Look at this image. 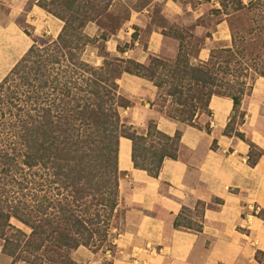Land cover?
<instances>
[{
	"label": "trees",
	"instance_id": "trees-1",
	"mask_svg": "<svg viewBox=\"0 0 264 264\" xmlns=\"http://www.w3.org/2000/svg\"><path fill=\"white\" fill-rule=\"evenodd\" d=\"M35 1L63 25L56 37L24 27L33 42L0 80V238L10 264H78L80 245L114 252L125 211L120 137L132 141L134 166L153 176L165 157L179 155L181 128L174 135L162 132L156 125L160 114L195 124L198 115L211 113L212 94L229 96L233 108L223 132L247 141L248 162L263 165L264 149L238 125L246 114L242 100L252 94L247 77L264 75V0H218L220 6L211 13L225 16L215 24L226 19L230 45L212 47L205 61L198 53L211 31L197 36L190 27H175L180 51L187 44V52L172 65L163 50L143 63L112 55L104 44L109 32L97 37L85 31L90 21L116 29L120 22H108L116 18L121 0ZM96 41L102 42L101 64L83 57L86 46ZM124 71L156 87L143 124L132 119L133 102L120 90L117 79ZM204 208L196 203V217L189 219V208L183 207L174 226L201 231ZM12 217L30 230L12 223ZM261 254L264 250L256 251L258 264H264ZM112 262L113 253L105 256V264Z\"/></svg>",
	"mask_w": 264,
	"mask_h": 264
},
{
	"label": "crops",
	"instance_id": "crops-1",
	"mask_svg": "<svg viewBox=\"0 0 264 264\" xmlns=\"http://www.w3.org/2000/svg\"><path fill=\"white\" fill-rule=\"evenodd\" d=\"M121 1L128 16L105 40L106 50L143 63L149 55L162 51L164 27L155 12L157 2L162 1L173 12L190 13L197 18L203 15L205 10L201 6L206 0H197L199 6L186 0ZM4 2L9 8L7 14L0 15V43L11 46L13 39L18 38L21 44L13 45L16 50L23 48L10 69L33 42L16 17L26 13L30 30L54 37L60 32L63 20L35 0L28 8L27 0ZM208 2L212 7L220 6L218 0ZM198 28L201 27L197 25L196 30ZM85 31L90 36L101 32L95 21L88 22ZM147 31L146 40L141 43L140 38ZM212 41L230 42L226 19L216 23L212 36H206L198 54L200 60L209 57ZM89 48L85 49L83 57L88 53L90 58L86 60L101 63L102 56ZM11 55L10 51L5 54L6 63ZM117 81L122 93L133 102L128 110L130 116L136 123L143 124L142 111L153 105L156 96L153 82L127 71ZM208 107L211 113L198 115L195 124L179 122L164 113L159 115L156 125L162 132L174 135L181 128V145L177 158H164L158 176L134 166L132 141L126 136L120 137L118 167L123 171L119 186L122 206L126 212L137 214L122 218L127 226L115 238L118 255L112 264H258L256 251L264 250V215L257 214L260 209L264 212V161L263 165H260L261 160L250 164L247 160L249 143L223 132L233 108L231 97L212 94ZM241 108L246 114L244 122L238 125L239 130L250 132L252 141L264 149V123L260 120L264 114V75L255 76L252 94L242 100ZM199 201L205 205L202 230L175 227L174 218L183 207L194 210ZM128 203H131L130 208H127ZM75 254L81 264H103L102 258L84 245H80ZM11 259L0 251V264H10Z\"/></svg>",
	"mask_w": 264,
	"mask_h": 264
},
{
	"label": "rangeland",
	"instance_id": "rangeland-1",
	"mask_svg": "<svg viewBox=\"0 0 264 264\" xmlns=\"http://www.w3.org/2000/svg\"><path fill=\"white\" fill-rule=\"evenodd\" d=\"M4 1L5 0H0V15L7 14V12H8V8L9 7L5 4L6 2H4ZM33 1L34 0H27V6L26 7L28 8V6ZM186 1L187 2H191V4L193 6H197V5L199 6V4H200V1H197V0H186ZM208 1H211V0H206V1L202 2L203 6H201V7H203L205 11H204L202 16L197 17V18H194V15H191L190 13H182V14H180V13L173 12L170 9H168L163 4L162 1L157 2L156 6H155V12H156L159 24L163 25V27H164L162 30H164L165 33H166L165 41H164L163 49H162L163 50L162 54L166 57V59H167L169 64H171V65L174 64L179 57H183V55H185V52H187V47H186L187 44L185 45V52H184V50L182 52L180 51V48H182V47L179 46V41L174 35L175 30H173V29L175 27H182V26L190 27L191 29H193V33L195 35H196L197 31H198L197 36L204 35V34H206L207 31H211V34H212V31L215 29V25H216L215 21H217L220 18H224L225 17L224 15H213L211 13V9H213V7L210 5V3ZM117 7L119 8V9L117 8L119 11L115 15L116 18L115 19L113 18V23L112 24L110 22H108V24L110 26H114V24H115V26H117V24L120 22V24L117 26V28L116 29L114 28V29L110 30L108 27L105 26V29H104V25H100V23L95 21V23H97L100 26V31L101 32H100L99 35H93V36L100 37L101 34L104 31L105 32L107 31L110 34L115 33L117 31V29L124 23V21L126 20V18L128 16V11L125 8L124 4H120L119 3V4H117ZM25 14L26 13L16 17V21L18 22V24L21 26V28L23 30H24V27L28 28V29L30 28V25L25 20L26 18H28L27 15H25ZM115 20H117L116 23H115ZM197 25H199L201 28L200 29L198 28L196 30V26ZM99 39L101 40V38H99ZM18 40H19L18 38H14L13 42H11V46L6 45V44H4L2 42L0 43V80L9 71V66L11 65L13 60H16V58L19 57V54H21V52L23 50V48H21L19 50H16L15 46L21 44L20 40L19 41ZM140 40H141V43L145 42V40H146V33L145 32L142 34V37L140 38ZM13 44H15V46ZM101 44H102L101 41H96L93 44L87 45L86 48L87 47H90V48L92 47L97 52L98 55L102 56V61H103L104 56L100 53L101 52V50H100ZM227 45H230V42H228ZM227 45H225L224 42L220 43V42L212 41L211 44H210V50H211L212 47L227 46ZM9 51L12 52V55H11L8 63H6L5 62V54L7 52H9ZM84 52H85V50L83 51V54H84ZM87 57H89L88 53H87V55H85V58H87ZM192 62H195V60L192 59ZM101 63H94V64H101ZM255 76L252 79H250V77L248 76L247 79H246L247 82H248L247 84L252 85V81L255 78ZM250 95H251V93H250ZM145 112L146 111H142V113H145ZM143 117H144V115L141 114V116H140L141 120L140 119L139 120L142 121ZM260 120H261L262 123H264V114L261 116ZM234 125L237 127V124H234ZM130 204L131 203H128L129 207L127 206V208L131 207ZM122 208H125V207L122 206ZM185 213L188 215L189 219H192V217L193 218L196 217V215L194 214L195 211L190 209V208H189V211H185ZM123 214H124V216L129 215V216L135 217L137 213H135V212L130 213V212L124 211ZM134 220H135V218H133L130 221V226L133 225ZM11 222L15 223L16 225H18L20 227H22L26 231L30 230L28 227H26L25 225H23L21 222H19L18 220H16L13 217L11 218ZM124 222H125L124 220H123V222L121 221V230H122V228H125L127 226V222L126 223H124ZM2 244H3V240L0 238V251H2ZM115 245H116V242H115ZM95 251H93V252H95ZM95 253L102 258V263L105 264V256L108 257L106 255V250L104 252H102L101 249H98ZM111 253H113V258L118 255L117 245L115 246L114 252H111ZM3 254H6V256L8 255L9 257H11L6 252L5 253L3 252ZM260 256H261L262 259H264V255L261 254ZM16 262H17V264H26L24 261H21V260H18ZM78 264H81V263L79 262Z\"/></svg>",
	"mask_w": 264,
	"mask_h": 264
},
{
	"label": "built area",
	"instance_id": "built-area-1",
	"mask_svg": "<svg viewBox=\"0 0 264 264\" xmlns=\"http://www.w3.org/2000/svg\"><path fill=\"white\" fill-rule=\"evenodd\" d=\"M106 255L109 257L111 255V251L109 249H106Z\"/></svg>",
	"mask_w": 264,
	"mask_h": 264
}]
</instances>
